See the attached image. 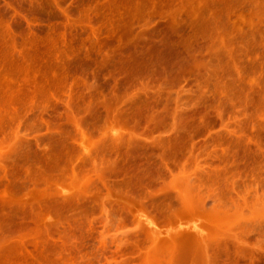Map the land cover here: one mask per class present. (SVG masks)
Returning a JSON list of instances; mask_svg holds the SVG:
<instances>
[{
  "label": "rangeland",
  "instance_id": "obj_1",
  "mask_svg": "<svg viewBox=\"0 0 264 264\" xmlns=\"http://www.w3.org/2000/svg\"><path fill=\"white\" fill-rule=\"evenodd\" d=\"M0 264H264V0H0Z\"/></svg>",
  "mask_w": 264,
  "mask_h": 264
},
{
  "label": "bare ground",
  "instance_id": "obj_2",
  "mask_svg": "<svg viewBox=\"0 0 264 264\" xmlns=\"http://www.w3.org/2000/svg\"><path fill=\"white\" fill-rule=\"evenodd\" d=\"M137 114V113H136ZM139 114V113H138ZM137 116V115H136Z\"/></svg>",
  "mask_w": 264,
  "mask_h": 264
}]
</instances>
